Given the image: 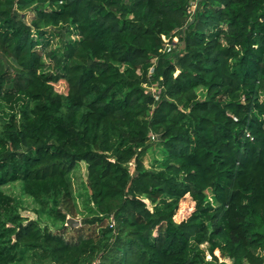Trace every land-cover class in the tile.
Returning <instances> with one entry per match:
<instances>
[{"label": "trees", "instance_id": "trees-1", "mask_svg": "<svg viewBox=\"0 0 264 264\" xmlns=\"http://www.w3.org/2000/svg\"><path fill=\"white\" fill-rule=\"evenodd\" d=\"M195 2L0 0V264H264V0Z\"/></svg>", "mask_w": 264, "mask_h": 264}, {"label": "rangeland", "instance_id": "rangeland-1", "mask_svg": "<svg viewBox=\"0 0 264 264\" xmlns=\"http://www.w3.org/2000/svg\"><path fill=\"white\" fill-rule=\"evenodd\" d=\"M192 4L197 5L195 0H192ZM32 16L33 15L31 14L29 17L31 18ZM153 71L154 70H151V73ZM145 84L143 85L144 88L148 86L152 88L151 84L149 83H148L149 85H145ZM153 84H154V88L162 87V85H160L159 83H153ZM56 88L57 90L61 92H66V84L63 82L58 83L56 85ZM1 128H2V125L0 123V129ZM40 154H41L40 159L42 160H47L51 158L47 153L41 152ZM160 156H161L160 144L158 142L153 141V143H150V148L146 151V153L143 156V162H144L145 167L148 169L155 167L157 163L156 159H158ZM130 166L133 171L135 168L134 160L130 162ZM71 179H72L73 190L75 194V200L77 203V207L79 209V213L76 219L81 221L82 219L93 217L92 216L93 212L91 211V206L93 203L90 202L89 205L86 203L89 193L86 189L88 181H87V168L84 162H82L80 166L76 170L73 171L71 175ZM7 193L11 195L12 203H11V208L8 211L4 210L3 208H0V215L7 214L3 216V219L8 217L9 212H15L23 216H28L30 218H36L37 215H36L35 209L39 205L35 203L36 201H34L33 198L21 193V189L19 185H11L7 187ZM41 199L42 201H44L46 208L48 210L53 209L55 205V201L58 200L57 196L55 195L42 196ZM193 206H194V203L192 202L191 198L186 196L180 202V208L178 210V213L175 216L176 221L181 222L183 220H187L193 211ZM47 222H51V220L48 219ZM202 247L206 249L207 243L203 244ZM217 255H219V252H217ZM207 259L210 260L212 259V257L208 254ZM220 261L231 264L229 260L223 259L221 257H220Z\"/></svg>", "mask_w": 264, "mask_h": 264}, {"label": "built area", "instance_id": "built-area-1", "mask_svg": "<svg viewBox=\"0 0 264 264\" xmlns=\"http://www.w3.org/2000/svg\"><path fill=\"white\" fill-rule=\"evenodd\" d=\"M194 6V8H196V5H193ZM164 37V41H165V43L167 44V50L168 51H171L172 49H174V48H176L177 47V45L179 44V42H180V39H179V37H174V42L172 43L171 41H170V38L169 37H166V36H163ZM151 70H154L153 68L151 69ZM151 70H150V73H151ZM153 73V72H152ZM145 85H149L148 83L147 84H145ZM152 85V88L150 87V86H148V87H146L145 89H146V91H147V93L148 94H153V96H155L156 97V99H158L159 98V94H160V91H161V87H156V88H154V84H151ZM150 137H151V140H153V141H155L156 140V135L155 134H153V133H151L150 134ZM264 253V252H263ZM264 255V254H263Z\"/></svg>", "mask_w": 264, "mask_h": 264}, {"label": "water", "instance_id": "water-1", "mask_svg": "<svg viewBox=\"0 0 264 264\" xmlns=\"http://www.w3.org/2000/svg\"><path fill=\"white\" fill-rule=\"evenodd\" d=\"M193 19L191 20V23H193ZM183 45H185V42L183 41L182 43ZM67 224L70 226V227H73L75 225H79L80 224V221L78 219H75V218H72V217H68L67 218Z\"/></svg>", "mask_w": 264, "mask_h": 264}]
</instances>
